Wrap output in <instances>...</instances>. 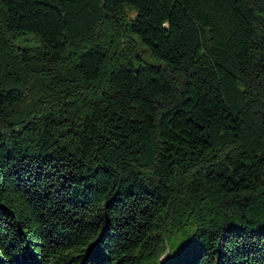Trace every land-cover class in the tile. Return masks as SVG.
Wrapping results in <instances>:
<instances>
[{
    "label": "trees",
    "instance_id": "1",
    "mask_svg": "<svg viewBox=\"0 0 264 264\" xmlns=\"http://www.w3.org/2000/svg\"><path fill=\"white\" fill-rule=\"evenodd\" d=\"M0 264H264V0H0Z\"/></svg>",
    "mask_w": 264,
    "mask_h": 264
},
{
    "label": "rangeland",
    "instance_id": "2",
    "mask_svg": "<svg viewBox=\"0 0 264 264\" xmlns=\"http://www.w3.org/2000/svg\"><path fill=\"white\" fill-rule=\"evenodd\" d=\"M146 61L151 62L152 60L150 59V57H148V58L146 59Z\"/></svg>",
    "mask_w": 264,
    "mask_h": 264
}]
</instances>
